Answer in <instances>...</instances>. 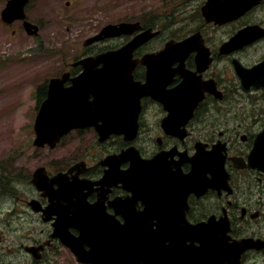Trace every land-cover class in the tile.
Wrapping results in <instances>:
<instances>
[{
    "label": "flooded vegetation",
    "instance_id": "1",
    "mask_svg": "<svg viewBox=\"0 0 264 264\" xmlns=\"http://www.w3.org/2000/svg\"><path fill=\"white\" fill-rule=\"evenodd\" d=\"M22 1L24 10L18 9L13 18H3L1 10V26L13 36L24 33L25 38L33 37L42 44L49 25L56 20L67 28L66 20L74 24L84 21L93 29L69 56L65 51L67 38L52 41L62 45L59 66L45 73V80L36 87L41 93L35 95L33 144L53 150L74 132L90 134L91 141L79 156L56 168L19 165L14 154L8 157L9 164L0 160V264H53L60 260L57 254L61 251L62 261L70 256L77 264H102L99 260L78 261L62 242L54 224L57 215L45 213L60 203L66 205L67 214L74 206L78 210L95 205L89 217L99 231L134 227L144 236L162 238L159 242L163 243L165 228H173L182 235L186 248L193 247L192 241L198 244L195 238L191 240L193 227L209 223L206 232L221 236L222 246L233 248L235 257H240L239 264H264V75L244 79L237 70L240 67L250 72L264 64V36L246 39L238 46L229 44L246 26L264 29V0H246L232 13L218 15V20L206 18L203 8L209 2L215 6L228 0H158L152 7L136 9L130 5L103 24L87 16L95 8H111L110 0H56V6L53 0ZM37 2L46 7L45 11L41 7L37 10ZM123 23L127 26L118 34L107 36L103 31L107 25L120 27ZM55 33L57 29L50 30L52 40ZM119 50L126 51L112 63L114 75H125L126 87L153 88L148 80L151 76L158 93L142 95L137 109L123 108L121 119L126 128H115L102 136L96 126L77 127L54 147L35 145V123L51 80H63L62 87L69 88L83 75L89 59ZM97 66L93 70L101 72L103 64ZM179 91L191 96L181 100ZM87 100L91 102L94 96ZM97 116L94 120L102 125L105 116ZM129 151L143 163L141 180H133L132 166L137 157ZM257 151L260 161L252 162ZM160 154V165H149ZM197 161L205 166L202 177L208 179L199 186L187 181ZM213 162L219 167L217 175L207 169ZM58 176L69 182L63 183L67 195L62 200L48 196L60 188ZM32 215L43 223L39 236L33 235ZM19 219L27 222L26 228H18ZM82 226L81 221L79 228L68 222L64 231L79 236ZM20 230L26 237L18 236ZM110 263L115 264V259ZM157 264L210 263L188 260Z\"/></svg>",
    "mask_w": 264,
    "mask_h": 264
},
{
    "label": "water",
    "instance_id": "2",
    "mask_svg": "<svg viewBox=\"0 0 264 264\" xmlns=\"http://www.w3.org/2000/svg\"><path fill=\"white\" fill-rule=\"evenodd\" d=\"M245 1L228 0L225 4L215 3V6L209 2L204 6L203 12L206 18L210 17L218 20V15L232 13L241 8ZM23 3L24 1L21 2V0H9L2 12L3 18L11 17V15L13 18V14L18 9L23 11ZM218 4L220 5L218 6ZM247 8L248 6L243 11ZM126 26L127 24L125 23L121 24L120 27L118 25H108L103 31L106 32L105 34H108L107 36H112L118 34L121 30L124 31ZM261 36H264V29L258 26H247L240 30L229 44L238 46L246 39H256ZM125 51H108L98 55L95 59H89V64H85L83 75L76 78L74 84L69 88L64 89L62 87L63 80H51L48 97L41 104L35 123V145L40 146L47 143L51 147H54L60 142L64 134L77 127L96 126L102 136L104 133L116 131L115 128H126L127 124L124 123V119H121L123 108L127 107L128 110L132 108L137 109L140 97L151 93V91L158 93V88L154 81H151V76L148 77V80H150L149 85H152L153 88L146 85L138 87V85L133 84H128L126 87L125 75L116 74V78L114 75V69L116 68L112 66V63L118 61ZM100 62L103 64L101 68V72H104L103 74L100 71L95 72L93 70L98 69L97 64ZM237 70L246 79L249 75H264V64L252 68L250 72H247V70L243 71L244 69L240 67ZM84 85L90 86L86 88ZM89 95L94 96V100L91 102L87 100ZM175 95H177L176 92ZM179 95H181V100H183L185 97H190L191 93L179 91ZM171 108L175 109V107ZM97 114L105 116V122L102 125H98V122L94 120ZM167 125L171 127L170 124ZM128 154L133 156V158L138 156L134 155L131 151ZM252 156H254L252 162L260 161L259 156L261 154L258 151ZM162 157L163 155L161 154L156 156L149 161V165H160ZM199 158L197 156V160ZM142 165L143 163L139 157L136 160L134 158L132 166L133 180H141L139 173L141 172ZM204 169L205 166L197 161L196 165H193V171L187 178V181L197 186H199V183L208 182V179L202 177L205 171H201ZM207 169H210L213 175H216L219 167L216 162H213L212 166ZM135 175L138 177L136 178ZM63 177L58 176L57 183L60 185V188L57 191L49 192L48 196L60 200L66 198L67 191L63 183L68 181L64 180ZM165 181H168V179L166 178ZM94 206L92 207L91 205L89 206L90 208L83 207L78 210L74 206L72 211L70 210L71 213L67 214L65 210L66 205L60 203L51 206L50 210L52 212L49 210L45 211L49 217L52 213L57 215L54 223L56 233L61 236L62 241L71 248L77 259L81 262L96 263L99 260L102 261V264H113L110 263L112 259H115V264H157L159 262L170 261L173 263L175 261L188 260L201 263L206 261L210 264H239L240 262V257H235L233 248H224L222 246L219 240V237L222 238L221 236L206 232L209 223L193 227L194 230L192 229L191 231L193 237L191 240L195 238L198 244L195 245L194 241H192L193 247L188 248L183 245L184 240H181L182 235L178 234V231L177 233L174 232L173 228H165L163 243L159 242L162 238L159 240L160 238L155 236H144V233L140 229H135L134 227L125 228V226L122 230H117L114 233L102 231L96 236L95 230H91L90 226L93 220L89 217L95 212L96 208ZM72 213L73 216H77L71 217L70 214ZM80 221L83 226L80 227L81 234L79 236L65 233L64 226L68 222H74L76 227L79 228ZM167 241H169L168 244L166 243ZM86 245L89 246V250H86Z\"/></svg>",
    "mask_w": 264,
    "mask_h": 264
},
{
    "label": "rangeland",
    "instance_id": "3",
    "mask_svg": "<svg viewBox=\"0 0 264 264\" xmlns=\"http://www.w3.org/2000/svg\"><path fill=\"white\" fill-rule=\"evenodd\" d=\"M157 3L158 0H110L109 7L111 8H107L106 11L95 8L92 13H89L87 19L94 16L93 20L96 23L101 21L103 24L113 20L116 13L121 15L127 7L130 8V5L138 9L141 6L152 7ZM5 4V0H0V14ZM36 6L38 11L40 7L42 11L46 9L40 2H37ZM53 6H56V0H53ZM53 6L52 9H55ZM41 14L44 15L43 12ZM59 20L62 19L59 18ZM56 21L49 25L44 34L46 39L41 44L39 41L35 42L33 37L25 38L24 33L13 36L10 30L2 28L0 19V160H5L7 164L10 163L11 158L8 157L14 154L15 161L19 165L32 166V169L38 165L56 168L79 156L82 149L90 144V134L79 135L76 132L68 135L63 143L53 150L39 149L33 144L35 138L33 119L36 114L35 91L37 85L45 80V73L59 66L58 50L62 45L58 44V40L62 42L67 38L65 44L68 46L65 51L69 56L77 52L81 46L80 41L93 30L84 21L74 24L71 20H66L71 28ZM52 29H57V33L53 34V40L50 34ZM250 56H255L254 51L250 52ZM31 134L32 147H30ZM20 150L23 152L17 153ZM16 163L13 164L17 166ZM27 225V222L19 219V229L26 228ZM32 227L36 230L33 234L36 236H39L42 233L41 229L44 228L43 223L34 215H32ZM21 235L26 237L25 231L20 230L18 236ZM7 239L11 240L10 237ZM57 256L60 260L54 261L53 264H77L70 256L62 261V251Z\"/></svg>",
    "mask_w": 264,
    "mask_h": 264
},
{
    "label": "trees",
    "instance_id": "4",
    "mask_svg": "<svg viewBox=\"0 0 264 264\" xmlns=\"http://www.w3.org/2000/svg\"><path fill=\"white\" fill-rule=\"evenodd\" d=\"M41 89H38L35 94L40 95Z\"/></svg>",
    "mask_w": 264,
    "mask_h": 264
}]
</instances>
